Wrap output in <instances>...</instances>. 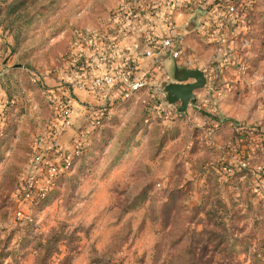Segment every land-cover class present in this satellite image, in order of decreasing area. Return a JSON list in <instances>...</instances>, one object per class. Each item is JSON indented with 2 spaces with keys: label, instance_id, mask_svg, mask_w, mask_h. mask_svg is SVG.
<instances>
[{
  "label": "rangeland",
  "instance_id": "1",
  "mask_svg": "<svg viewBox=\"0 0 264 264\" xmlns=\"http://www.w3.org/2000/svg\"><path fill=\"white\" fill-rule=\"evenodd\" d=\"M121 1L0 0V264H264L263 184L228 172L198 180L199 129L154 110L159 88L117 100L98 127L83 117L68 135L48 90L85 54L87 34L111 32ZM87 86L82 78L74 92ZM54 141L67 153L83 147L25 209L32 220H19L20 180Z\"/></svg>",
  "mask_w": 264,
  "mask_h": 264
},
{
  "label": "built area",
  "instance_id": "2",
  "mask_svg": "<svg viewBox=\"0 0 264 264\" xmlns=\"http://www.w3.org/2000/svg\"><path fill=\"white\" fill-rule=\"evenodd\" d=\"M247 1L150 0L146 2L145 0H122L121 7L110 25L112 27L111 32L105 36L87 34L84 38L85 43H87L86 47L84 45L85 54L82 55L81 59L78 58L72 63L67 70H63L66 81L60 80L59 85L66 89L70 95L71 90L74 93V85L85 78V73H89L91 69L99 72L100 69L104 68L102 73L93 76L92 83H88L87 86V91L93 95L95 100L90 109L91 112L85 115V120L89 125L98 127L102 124L110 107H112L111 105L117 101L116 99H109L111 90L119 85L126 86L125 97L142 88H147L149 91H157L159 88L165 97L164 100L156 99L154 101V110L160 114L163 111V116L167 120L174 121L178 115L180 116L184 112H180L176 105L175 110L174 104L167 100L165 85L159 86L156 83L157 79L164 74L166 59H174L179 68H188L191 65L192 61L189 58L193 51L188 50L184 44V36L188 31L187 24L190 21L183 26L177 24L178 17L181 14L190 15V20L197 17V24H193L192 30L213 47L215 55L212 66L214 70L232 63L238 70L242 71L245 63L241 58V51L248 47V41L244 35L245 30L249 28V13L253 4L251 0L249 1L252 4ZM200 17L210 19V26L200 21ZM159 22L164 25L162 33L157 31L160 28ZM148 24L152 26L143 33L147 43L144 56L151 58L152 62L147 72L139 77L135 59L122 57L123 59L121 58L120 61H115L114 54L121 52L122 49L119 48L116 43L117 40L113 37L115 30L119 29L121 33H130L131 30L146 27ZM112 33L113 37H111ZM237 37H241L240 40L238 39L240 43L235 39ZM73 48L75 49V47ZM74 49L73 53L76 54ZM89 49L93 51L90 52ZM233 56L236 57L234 61L231 58ZM97 86H101V89ZM48 93L55 103L58 116L62 118L64 126L67 127L70 125L73 107L67 106L64 99L56 97L51 91L48 90ZM191 102H193L196 110H206L208 107V110L216 111L214 107L207 105L209 102L207 97H195ZM237 128L249 135L256 131V128L245 124H238ZM86 133H90V130ZM58 146V141H54L50 152L37 153L31 158L16 192L18 207L15 210V217L17 219L32 220L31 213L25 209L35 207L46 199L57 178L70 169L74 157L80 154V149L83 147L82 142H79L72 153H67ZM249 166L248 159L233 151L231 162L225 165V169L232 174L239 169H248Z\"/></svg>",
  "mask_w": 264,
  "mask_h": 264
},
{
  "label": "crops",
  "instance_id": "3",
  "mask_svg": "<svg viewBox=\"0 0 264 264\" xmlns=\"http://www.w3.org/2000/svg\"><path fill=\"white\" fill-rule=\"evenodd\" d=\"M251 1H247L252 4V10L249 13V28L245 30L244 35V38L248 41V47L243 48L241 51V58L245 63L242 71L238 70L232 63L214 70L212 66L215 55L213 47L206 43L197 32L193 31L192 27L188 28L184 36L185 47L193 51L192 56L189 58L192 62L188 68L200 69L204 71L207 77V84L196 90V97H207L209 101L207 105L214 107L216 110L211 111L206 107L204 111L208 114L205 115L195 110L193 102H191L187 110L181 115L182 118L178 119V123L184 132H188L191 127H198L199 129L196 131L193 129L195 132L192 130V135L196 133L195 138L197 139L194 142L196 153L192 161L199 163L197 164L198 170L196 173H198V180H201V182L207 181L209 173H212L210 175L219 174L221 178L231 176L232 179L237 175L241 180L259 181L264 186V128H261L263 131L262 136L260 133L249 135L237 128L238 124H245L246 126L252 123L257 124V122L262 124L263 121L261 122V120L264 118V75L262 74L264 61L260 59L253 61L256 58H251L264 53V14L261 12L264 0ZM178 20L183 26L188 21H190L187 24L188 27L191 23L197 24V17L190 20L188 14H181ZM199 20L205 22L208 26L211 24L210 19L207 20L206 17H200ZM158 24L160 28L157 31L162 33L164 25L161 22ZM151 26V24H148L146 27L131 30L130 33H121L118 29L115 30V36L113 33L112 36L110 35L111 37L114 36L117 45L122 49V53L117 52L114 54L115 61H120L122 57L124 59H135L139 77L147 72L152 62L151 58L144 56L147 43L143 35L144 31ZM240 38L235 39L238 41ZM238 42L240 43V41ZM231 58L234 61L236 57ZM164 65V74L157 79L156 83L159 86H166L171 81H175L174 76L177 67L175 60L168 58L165 60ZM102 70L104 71V68ZM102 70L100 69L98 72L91 69L89 73H85L84 80L91 84L93 76L102 73ZM190 82H193V80H190ZM126 91L125 85L114 87L111 90L109 99H125L124 94ZM80 94H83L84 98L79 97ZM72 96L73 110L70 125L67 126L70 137L76 135L81 119L91 112L90 109L95 101L93 95L86 90L84 92L81 89H76ZM182 134L185 135L186 133ZM66 146L70 152H73L76 144L68 143ZM233 151L248 159L250 166L248 170H239L230 173L226 177L225 165L231 162Z\"/></svg>",
  "mask_w": 264,
  "mask_h": 264
},
{
  "label": "water",
  "instance_id": "4",
  "mask_svg": "<svg viewBox=\"0 0 264 264\" xmlns=\"http://www.w3.org/2000/svg\"><path fill=\"white\" fill-rule=\"evenodd\" d=\"M191 27L193 28V24H190L188 28ZM174 79L175 81H171L165 86L167 100L176 105L180 112H185L190 102L195 99L196 90L207 84V77L200 69L176 67Z\"/></svg>",
  "mask_w": 264,
  "mask_h": 264
},
{
  "label": "trees",
  "instance_id": "5",
  "mask_svg": "<svg viewBox=\"0 0 264 264\" xmlns=\"http://www.w3.org/2000/svg\"><path fill=\"white\" fill-rule=\"evenodd\" d=\"M37 78H38V80H41V77H37ZM60 80L66 81V76L62 77V79H60ZM60 80L57 81L55 84H53L52 89H49V91H51V93L53 95H55L56 97H58L60 99H64L66 105L71 107L72 106L71 101L73 99L72 90L70 92V95H68L66 89L62 88V86L59 85ZM70 89H71V87H70Z\"/></svg>",
  "mask_w": 264,
  "mask_h": 264
}]
</instances>
